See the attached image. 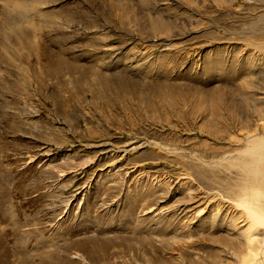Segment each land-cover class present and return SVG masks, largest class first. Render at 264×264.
Here are the masks:
<instances>
[{
  "label": "rangeland",
  "instance_id": "374dc122",
  "mask_svg": "<svg viewBox=\"0 0 264 264\" xmlns=\"http://www.w3.org/2000/svg\"><path fill=\"white\" fill-rule=\"evenodd\" d=\"M38 2L0 0V80L24 90L0 88V264H264L263 179L240 164L264 134V0ZM33 20L98 69L83 89L126 92L64 77L53 111L27 74Z\"/></svg>",
  "mask_w": 264,
  "mask_h": 264
},
{
  "label": "bare ground",
  "instance_id": "6f19581e",
  "mask_svg": "<svg viewBox=\"0 0 264 264\" xmlns=\"http://www.w3.org/2000/svg\"><path fill=\"white\" fill-rule=\"evenodd\" d=\"M38 3H39L38 0H35V7L37 6ZM114 3H115V1H114ZM109 4H110V2H109ZM110 7L111 8H109V10L110 9L113 10L114 8H117L116 5H114V4H112ZM44 17H46V16L44 15ZM47 19L48 18H46V20ZM13 21L16 24H19V22H21L22 20L15 22V20L13 19ZM40 21H42V19H40ZM55 22L57 23V21H55ZM60 22H63V21H60ZM38 24L35 22V20H33L29 24L27 23V25L31 26V28H32V30H31L32 33L30 35L34 38V40H31L30 38H28L27 37L28 35H26L24 32H21V29L19 31V33L21 35V39L23 40V42L25 44H27L29 49H32V48L34 49V50H32L33 53H30L32 55V57L34 58L33 62L34 63H36V62L40 63L44 59V63L42 65H35L34 66V64L30 62L31 66L29 65L30 67L27 69V74L29 72L31 73V75H30L31 79H32L31 85L34 83V94L37 95L40 100L42 99V100L48 101V97L51 94L50 95L46 94L47 93L46 91H50V90L52 91V96L54 97V99L56 101V103L52 104V106L54 107L53 111H56V113L57 112L59 113V112L65 111L64 110V108H65L64 107V105H65L64 104V101H65L64 100V91L68 90L67 87L65 86L66 84H64L66 82V79H64V77L65 78L67 77V79L70 82L74 83L73 89H75L77 87V85L81 84L82 82H84V83L92 82L93 83L97 79L99 81H101L100 80L101 75H100V72L98 71V69L96 67L82 66V65H76V64H68V63L64 62V48H62V47H64V31L62 29H60L61 24L58 25V29H56V31L54 32V36H53L54 38L59 37V40H61V42H59V40H58V42L60 43V46H58L59 49L56 53H52L49 50V45L52 43L53 37H51L49 40L46 41V40H44V38L42 36H39L38 31L39 32L41 31L40 27H42V25L41 24L38 25ZM21 26H23V23H21L19 27L21 28ZM48 27H53L52 26V19L49 20ZM23 37L25 39H23ZM0 46H1L0 50L5 49L4 48L5 44L3 43V41L1 39H0ZM144 53L143 52L141 53V51H140L139 55H144ZM28 59H29V57H27L25 60H28ZM2 62L3 61H2V57H1L0 64ZM5 63H6V65H11L7 61H5ZM177 65H179V62H177V63L173 62L172 63L173 68L177 67ZM7 67H9V66H7ZM10 71L12 73L9 76L7 75V77H6L7 81L1 82V80H0V88H1V95H2L1 97L9 96L10 99L13 101V103H18L20 101L18 95H19L20 91L22 90L21 86L18 85V83L20 84V77H19L20 73L14 69H12ZM21 74L25 75V73H21ZM30 76L28 75L29 78H30ZM112 79H115V78L112 77ZM102 87L103 88L99 89V91H96L95 88H90V89L87 88L88 90H86V89H83L82 86L78 87V89L76 88V90L79 91V93L80 92L83 93L84 95H86V93L87 94L96 93L98 95H106V93L111 90L112 93H114L115 98L118 94L123 93L124 91L126 92V90H127L126 87H121V86L118 88L117 87H109L105 83L102 85ZM92 89L93 90L95 89V90L93 91ZM22 91H24V90H22ZM71 92H73V90H71ZM156 92L157 91H153L152 93L156 94ZM128 94H130V92ZM71 97H72V95L69 96L68 98H71ZM175 101H176V98L174 96V98L169 101V104L173 106L176 103ZM151 107H152V105L150 106V108ZM50 111H52V109ZM263 138H264V134H259L258 136L251 137V138L246 140L245 150L247 149V152H248V155H246V157H249V158L243 159L240 163L243 165L242 167L245 169V171L247 172V174L249 175L250 178L261 177L263 179L262 180V188L260 190L262 195H264V145L261 146V144L257 145L256 143L259 140H262ZM245 152L246 151L241 152V153H245ZM259 180H261V179H259ZM248 185L250 186V184H248ZM254 189H251V190H253L252 193L255 192ZM247 191H249V190H247ZM255 193H258V192H255ZM256 195H258V194H256ZM248 210H247V213L249 214L248 217L250 216L253 223L264 224V213L263 212L257 211L254 209H250V208ZM248 241L252 242V241H254V238H252V236H249ZM96 251H97V249H96ZM254 254L255 253H252V255H254ZM100 260H101V258H100ZM110 262H111V260H110Z\"/></svg>",
  "mask_w": 264,
  "mask_h": 264
}]
</instances>
